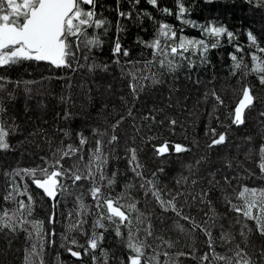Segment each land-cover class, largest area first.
<instances>
[{"label":"trees","instance_id":"1","mask_svg":"<svg viewBox=\"0 0 264 264\" xmlns=\"http://www.w3.org/2000/svg\"><path fill=\"white\" fill-rule=\"evenodd\" d=\"M181 2L190 9V12L185 14L184 19L194 21L198 25L223 24L230 31L236 33V39L229 42L226 37L220 38L219 46L209 49L207 53L208 63L206 64L199 62L198 55L185 53V56H191V59L196 63L195 67L189 68L187 60H179L178 67L172 72L160 69L158 65H153L152 70L158 71L160 82L153 83L151 80H141L140 84L143 87L136 95H133L129 88L131 83L129 71L133 70V64H135L136 69H141L145 61L153 59L152 49L145 47L139 41L150 42L155 37L161 23L172 26L173 30L177 32V39L181 35L188 38H202L198 27L182 23L177 18V9ZM163 8L170 9L172 14L163 13L161 11ZM117 9L131 13V18L120 17ZM96 11L99 16L107 21V24L100 29L89 28L88 33L90 36L98 37L101 44L92 48L90 52L82 47L77 53L78 63L74 62L73 64L75 70L73 68L43 66L29 61L0 68V75L13 82L7 85L13 96L15 92H19V89L20 91L25 90L23 81H32L33 83L27 85L30 90L27 92H32L30 97L47 100L44 110L40 111V117L37 116L36 118L33 115L31 117V113H22L20 110L14 112L16 117L13 116L9 108L12 100H4L8 109L4 119L11 120L12 125L16 128L14 130L19 133V138L13 137V132L9 131L8 141L11 147L7 151H0V155H3V158H0L5 160H0V186L2 187L0 209H14L16 207L14 201L5 202L3 199L12 179V177L5 175L6 172L10 173L14 169L43 166L45 161L42 158L51 159L52 152L62 144L78 146V134L80 133L87 138L88 143L83 146L81 153L84 160H75V164L84 170L91 150L95 147V141L103 139L95 133H102L103 131L106 140L103 150L108 158L104 171L109 177L113 173L116 176L115 183L111 187H107V181L99 182L105 185L101 189L102 193H111L113 197L119 198L120 203L124 205L136 204V211L130 213V219L133 229L139 227L138 237L140 239L145 238L144 228L148 223H151L153 235L147 237V244L151 246L146 248L147 255H152L154 251H167L169 253L168 264H226L225 261L214 258L215 255H220L234 257L233 264H235V252L238 251L237 245H239V248L247 253L252 264H264V258L259 255L264 251V236L257 231L255 221L245 219L242 215L231 210L230 205L223 207L217 189L201 186L202 177L185 178L179 176L175 179L176 181L174 179L173 181L169 175L170 171H166L168 167L160 166L162 161L187 157L194 148L199 146V140H202L200 149L202 148V151L208 155L207 161H210L211 158L214 160L212 157L215 155L214 153L229 149L227 145L232 139L231 129L237 128L241 131L245 129L247 125L245 123L246 113L256 105L264 109V96L261 97L260 101L256 94L259 89H264V85L260 84V74L251 70L253 67L251 54L255 52L256 55L264 58V53L256 52L254 48H251L247 39V32L252 30L260 45L264 47V7L258 4L249 5L243 3L242 0H226V2L211 5L205 4L203 0H157V7L148 4L147 0H140L138 4H134L130 0H97ZM117 39H119L122 48L128 49V57L113 55ZM237 45L244 49L243 52L237 53L238 59L242 57L244 65H247V67L238 70L233 68V61L230 58V53L236 52ZM85 56L88 58L85 59ZM117 59H119V64L116 63ZM104 65H107V70L104 69ZM90 66L92 70H89ZM144 70L148 71L147 69ZM148 74L150 75L151 72L149 71ZM116 76L121 78L117 79L119 80L120 95H124L122 101L120 96L116 94V90L112 93L113 96L104 98L93 92L91 84L89 85L87 81L89 77L95 80L108 81ZM15 82H20L19 88L15 86ZM110 83L113 84V81ZM234 83L240 84L235 89L237 93L247 86L252 89V94L255 97L254 103L245 111L244 123L240 126L231 123L230 114L233 112L236 103L234 105L232 102L224 103L226 102L224 88L233 86ZM113 89L115 88L113 87ZM212 91L221 97L222 105L218 104L215 98L210 95ZM149 93L152 95L158 93L156 96L159 97V100L155 101L154 108L150 107ZM141 97L145 99L147 97L148 100L143 101ZM57 98L61 102L60 110V106L56 107ZM204 105L207 107L205 108ZM178 108L180 109L178 110ZM171 110L175 111L178 118L171 114ZM129 111H131V115L128 114ZM183 111L190 112V114L192 112L197 113L198 120L186 119ZM149 115L155 116V121L144 119L145 116ZM121 117H123L122 120ZM118 120H120L119 126L113 131V125ZM170 120H175L176 124L171 126L168 123ZM129 126L133 133L131 136L122 137L121 140L120 132ZM213 128L216 129L217 133L227 132L226 142L209 149L207 144L211 139L210 129ZM244 133L253 134L250 131ZM113 134L118 139L113 144H108L107 141ZM14 139L17 141L15 142ZM247 141L250 143L249 140ZM165 142L169 144V152L163 156L157 155L156 148ZM120 143L124 144L127 152H120ZM177 143L187 147L190 151L176 153L172 146ZM261 145L258 144L250 149L253 152L251 163L254 171L253 174H250L251 179L257 184L261 182V177L264 178V172H261L259 167ZM130 148L136 149L137 162L141 165L137 171L142 173V176H137L132 171L135 165L129 164L131 153L128 149ZM25 153L32 157V163L29 167L8 164L10 157ZM217 156L221 158L225 155L219 154ZM241 156L243 154L239 152L235 157L234 164L245 163L248 167L249 159L244 160ZM74 157L76 156L71 158ZM151 159L158 162V165L146 173L144 168L147 165L143 162ZM65 161L67 162L68 158H65L62 163L64 164ZM3 162L4 166L1 165ZM72 165L74 163L69 167ZM64 166L69 168L65 164ZM15 179L17 183L27 182L28 191L33 199L50 206L49 211L52 210L56 213V222L53 228L56 234L52 236L55 240L49 246L47 240L51 237L45 236L46 242L43 253V257L45 255V258H50L51 264H58L61 245H67L64 239L65 235H69L70 238L72 236L80 245H86L94 230L97 234H103V240L99 242L94 253L97 256L96 264H104L105 260L107 264H127V258L131 254L126 246L128 228L121 227L122 237L116 235L115 225L107 220L103 221L105 228L93 229L98 210L89 191V181L81 180L76 185H72L70 180L65 182L69 191L82 196V201L87 206L83 215L77 216L76 213L80 211L77 199L73 204L68 205L63 200V195H60L54 202L55 207H53L39 191L34 189L27 178L25 181H21L19 177ZM149 180L152 181V184L147 183ZM214 181L218 186L219 180L214 178ZM141 184H144L145 187L141 188ZM167 185H169L168 189H166ZM244 187L239 186L235 194L238 195ZM152 191H158L165 201L176 196L175 203L182 215L190 217L196 225L201 227H194L191 221L182 219L181 216L171 210L164 211L159 201L152 195ZM168 192L169 194L166 195ZM178 193L181 195H177ZM204 193H207V196L202 201L201 197ZM17 199H23L27 203L26 196H20ZM70 213L72 215H69ZM141 214L143 215L141 216ZM25 215L27 216V212ZM138 216L144 220L143 224H137L136 218ZM48 218V216L40 215L36 209V204L33 205L31 216H27L30 221H43L45 233L52 231ZM238 219L240 221L236 223ZM76 220L86 221L82 231L78 229L68 233V226L75 223ZM245 225L246 227H244ZM25 227L29 231L32 230L30 225H25ZM202 228H207L211 233L214 253L209 248V237ZM241 230L244 231V236L240 235ZM7 232H9L7 229L0 231V264H24L26 250L31 247V244L37 242L35 235L29 240L27 232L23 230H17L15 233ZM74 232H78V234ZM224 233L231 238L230 242L221 238ZM165 242L171 243L172 247H167ZM78 250L82 252L80 260H75L69 253H65L67 255H65L64 261L67 264H93L91 251L89 254L83 255V249ZM180 253H184V255H180ZM206 253L209 255V259L202 261L201 257ZM111 254L114 255L113 258ZM160 259L163 262L166 258L161 256Z\"/></svg>","mask_w":264,"mask_h":264},{"label":"snow or ice","instance_id":"2","mask_svg":"<svg viewBox=\"0 0 264 264\" xmlns=\"http://www.w3.org/2000/svg\"><path fill=\"white\" fill-rule=\"evenodd\" d=\"M134 4H138L140 0H130ZM205 4H216L226 2V0H203ZM243 3L253 5L258 4L264 7V0H242ZM147 3L153 7H157V0H147ZM87 6V7H85ZM97 0H0V68H5L12 65H18L24 61H36V62H48L50 65L56 68H73L74 62L78 63L77 53L81 48H86L89 52L94 47H98L101 41L96 36H90L88 33L89 28L100 29L104 28L107 21L99 16L97 11ZM118 14L122 18H131V13L119 11ZM161 11L165 14L171 15L172 12L168 8H163ZM190 12V9L186 8L184 4L179 3L177 9V18L182 23L190 24L192 27H198L202 34V38H188L181 35L177 39V32L173 30L172 26L161 23L155 37L150 42L139 41L143 43L145 47L152 49V60L145 61L143 68L136 69L133 64V70H130L128 75L131 77V83L129 88L133 95H136L143 85L140 84L141 80H151L153 83H159L158 71H153V65H158L160 69H165L168 72L175 71L178 67L179 60H187L188 67L193 68L196 63L191 59V56H185V53H191V55H198L199 62L202 64L208 63L207 53L209 49H214L219 46L220 38L226 37L229 42L236 39V33L230 31L226 26L219 23H210L205 25H198L194 21L184 19L186 13ZM147 15V13H145ZM119 29V26H118ZM204 37L208 38L205 39ZM247 39L250 42V47L254 48L256 52L264 53V47H262L254 35L252 30L247 32ZM244 49L237 45L236 52L230 53V58L233 61L234 69H241L247 67L244 65L243 58H239L237 53L243 52ZM114 56H129L128 49L122 48L119 39L116 40L113 49ZM88 57L85 56V59ZM251 60L253 62L252 71L259 75V81L261 85H264V58L251 54ZM119 64V59L116 60ZM129 63H132L129 61ZM104 69L107 70V65H104ZM147 69L148 71H145ZM73 70H75L73 68ZM91 69V66L89 68ZM151 72L149 75L148 72ZM13 83L6 79L5 76L0 75V151H7L11 145L8 141L9 131L11 125L4 119L7 115V106L4 103L5 99H14L13 93L8 89L7 85ZM25 85V91H30L27 85L33 83L32 81H23ZM15 86L19 88L20 82H15ZM215 98L216 102L220 105L223 104L221 97L215 92L210 93ZM255 97L252 94L250 87H244L242 91V98L238 105L235 107L231 115V123L236 126H240L244 123V111L254 103ZM131 115V111L128 113ZM264 116V113H261ZM121 120L123 117L120 118ZM144 119L155 121L156 117L149 115ZM120 120L113 125V131L119 126ZM163 123V121H161ZM168 123L171 126L176 124L175 120H170ZM97 136L102 137L104 134L100 132L95 133ZM208 135V133H206ZM211 139L207 144L209 149L215 148L226 142L227 132L217 133L216 129H210ZM79 145L73 144L61 145L57 147L51 155V159H44L43 166L35 168L14 169L12 172H6V176L12 177L8 184L7 194L3 197L5 202L14 201L16 207L14 209L3 208L0 209V231L7 229L11 233H15L17 230H23L27 232L29 240L35 235L37 242L31 244V247L26 250L24 256V264H44L43 253L45 246V236H55V231L48 233L44 232L43 221H30L27 216H31L33 205L35 201L33 196L28 191V184L16 182V177H19L21 181H30L37 189L41 190L43 195L52 201H57L58 196L63 195L69 191L65 181L70 180L72 185H76L78 181L87 180L90 182V194L95 201V206L98 210L97 219L93 225V229L105 228L104 220L109 221L115 225V233L117 236L122 237L121 227L128 228L127 233V248L130 250V255L127 258V264H168L167 257L169 253L153 252L152 255L146 254V248L151 246L147 244V237L153 235L151 231V223H148L144 228L146 236L144 239L138 237L140 231L139 227L133 229L132 220L130 219V213L136 211V204H121L120 199L113 197L111 193H102V187L105 185L99 183L107 181V187H111L115 183L116 174L113 173L111 177L107 176L104 171V166L108 162L107 156L104 154L102 139L95 141V147L91 150V155L88 157L87 163L84 165V170H81L78 164L72 165V167L65 168L62 163L65 158L71 159L73 156H79L80 160H84V156L81 154L83 146L88 143L87 138L82 133L78 134ZM118 137L113 134L107 141L108 144L116 142ZM51 144V141H49ZM176 153L190 151L187 147L181 144H174L172 146ZM128 151L131 153L129 159L130 165H135L132 171L137 176H142V173L137 169L141 167L137 162L136 149L130 148ZM169 152V144L163 143L156 148V154L163 156ZM259 152L261 154V163L259 164L261 172H264V145L260 146ZM199 163V161H197ZM155 175V174H153ZM228 181V177L224 178ZM148 184H152V181H147ZM195 183V181H193ZM141 188L145 187L144 184L140 185ZM152 195L159 201L161 208L164 211H173L178 216H181L184 220H189L193 223L194 227H201L196 225L194 221L188 216L182 215L180 209L177 208L175 200L176 196L165 201L161 198L158 191H152ZM181 195V194H177ZM20 196L27 197V203L23 199H17ZM207 196L204 193L201 197ZM80 211L76 213L77 216L83 215L87 206L82 201V196L76 197ZM237 200H242L241 205L234 204L231 200L227 203L230 205L231 210L242 215L247 220L255 221L257 231L260 235L264 236V189L248 188L244 187L237 195ZM210 203V201H209ZM55 207V203L53 204ZM255 210V212H254ZM27 212V216L25 215ZM69 215H72L71 213ZM143 214H141L142 216ZM141 216L136 218L138 225L143 224L144 220ZM56 222V213L52 212L48 218L49 224ZM86 221L76 220L75 223H71L68 226V233L75 230H81L83 224ZM239 223V220L237 221ZM25 225L31 226V231L25 227ZM246 227V225L244 226ZM183 230V229H181ZM205 234L209 237V248H212L211 233L207 228H202ZM86 234V233H85ZM241 236H244V231L241 230ZM226 242H230L228 235L221 237ZM67 242L66 251L70 256L81 259L82 252L78 249H83V255L93 253V264H96L97 256L94 254L99 246V242L103 240V234H97L93 231L91 237L87 240L86 245L78 244L77 240L70 238L69 235L64 236ZM48 244L54 243L51 239L47 240ZM167 247H172L171 243L165 242ZM235 252V264H252L251 259L247 256V253L243 249L239 248ZM184 255V253H180ZM261 258H264V251L260 254ZM163 256L166 259L161 261L160 257ZM217 260L225 261L226 264H233L234 257H225L215 255ZM209 255L206 253L201 257L202 261H207ZM107 264V261H104Z\"/></svg>","mask_w":264,"mask_h":264},{"label":"rangeland","instance_id":"3","mask_svg":"<svg viewBox=\"0 0 264 264\" xmlns=\"http://www.w3.org/2000/svg\"><path fill=\"white\" fill-rule=\"evenodd\" d=\"M113 77L110 80H103L100 81V79L95 80L94 78L89 77L87 79L88 84H91V88L92 91L95 93H98L100 96H103L104 98L109 97L110 95H114L112 93H114V91L116 90L121 101L124 99V95H120V90L118 89L119 86V80L121 78ZM110 81H113V84L110 83ZM115 83V84H114ZM235 84V85H234ZM233 86L230 87H225V98H226V104L228 103H233L232 105H234L238 99L240 98V95L243 91V89L237 93V91L235 90L236 87L238 85H240L239 83H234ZM113 85V86H112ZM113 87L115 89H113ZM18 91V90H17ZM30 93L32 92H27L25 90H21L19 89V92H15L14 95V99H12V102L9 104L10 105V112L13 116L16 117V115L14 114V112L16 110H20V112L25 113V112H29L31 113V117L32 115L36 118L37 116L40 117V111L44 110V105L46 103V101L44 100V98H32L30 97ZM158 94V93H157ZM152 95L151 93H149V100H150V107H153L156 105L155 101L159 100V97H157L156 95ZM258 96V100L260 99L261 101V97L264 96V89H259V92L256 93ZM141 100L145 101L148 100L147 97L146 99L144 97H141ZM56 107H59V110L61 109V102L60 99L57 98L56 100ZM208 104V103H207ZM204 107L206 108L207 105H204ZM180 108H178L179 110ZM177 110V111H178ZM210 110V109H208ZM171 114L175 115V111L171 110L170 111ZM184 117L186 119H191V120H198V116L197 113H191L187 112V111H183L182 112ZM261 113H264V109L260 108L259 105H256L254 108H252L249 112L246 113L245 115V123H247L246 127L244 130H239L237 128H232L231 131V135H232V139L229 141V144L227 146H229L228 150H225L224 152H231L234 153L233 155L231 153H224V152H219V153H214L215 155H213L212 157H214V160L211 158L210 161H207L208 159V155H206V153L204 151H202L201 144H202V140H199V146L194 148V150L192 152H190L189 155H187V157L183 158V159H178V158H174V159H169L168 161H162V167H168V170L166 171H170L169 175L170 178H172V180L177 179L179 176H184L185 178H189V177H195L199 178L202 177L203 179H201V186H203L204 188H212V189H217L218 192V196L220 198V200L223 203V207L227 206L229 207L227 201L231 200L234 204L237 205H241L243 203L242 200H237L236 197L237 195L235 194L236 191H238V187L239 186H245L248 188H256V189H264V187H262V185L264 184V178L261 177V182L259 184L255 183L251 176V174L254 173V171L252 170L253 164L251 163V161H253V156L252 153L250 151V149H252L254 146H257L258 144H262L264 143V116L261 115ZM9 113V115H11ZM27 115V114H26ZM177 116V115H175ZM178 118V116H177ZM8 124L11 125L10 128V132H13V137H15L16 139L19 138V133L18 131L16 132V128H14V126L12 125L11 120L8 121ZM195 125V123H194ZM197 126V125H196ZM245 131H250L253 132L252 135H248L245 134ZM257 132V133H255ZM103 133V131H102ZM131 133H133L130 130V126L129 128H126L125 130L123 129L120 132V139L122 140V137H127V135L131 136ZM254 133L256 134L254 136ZM102 139L104 141V143L106 142L105 140V134L102 136ZM205 138V136H204ZM203 138V139H204ZM15 140V139H14ZM205 140V139H204ZM250 141V143H248V141ZM17 140H15L16 142ZM124 143V142H123ZM238 143V145L236 146V144ZM120 143V152L126 151V148L124 146V144ZM241 152L243 154V156H241L242 158H244V160H248L249 159V164L248 167H246V164H242V163H236L234 164V160L235 157L238 155V153ZM251 152V153H250ZM237 153V154H236ZM143 154V153H141ZM219 154H224V157L218 158L217 155ZM222 156V155H221ZM247 156V157H246ZM1 158H3V155H0ZM8 157V156H7ZM78 156L68 159V161L64 162V164L66 166H71L72 163H76L75 160H78L79 158H77ZM251 157V158H250ZM5 161L4 159H1ZM231 159V161H229V159ZM197 161H199V163H197ZM7 162V161H6ZM170 162H172L173 164H171ZM32 163V157L31 156H27V153H25L24 155L22 154H16L13 157H10V159L8 160V164L9 165H26L27 167H29ZM251 163V164H250ZM143 164H146V168H144L145 172L148 173L151 171V169H155L156 166L158 165V162H154L151 160L145 161L143 162ZM241 164V165H239ZM2 166H4V162L1 164ZM241 167H243V170H241ZM170 169V170H169ZM251 173V174H250ZM245 174V175H244ZM247 174V175H246ZM225 177H228V181H225ZM214 178H216V180L218 182V186L215 183V181L213 182ZM173 180V181H174ZM67 181V180H66ZM65 181V182H66ZM176 181V180H175ZM169 185H167L166 189H168ZM196 187V184H195ZM200 187V184H199ZM217 187V188H216ZM1 186H0V193H1ZM169 194L166 193V195ZM78 196L77 193H74L73 191H68L66 193L63 194V200H65V203L68 205H71L75 202L76 197ZM35 204H36V209L39 211L41 216H48L53 212L50 210V206L46 205L45 203H41V201L39 202V200L34 199ZM34 204V205H35ZM139 212V211H138ZM140 214V213H139ZM240 221V219H238ZM237 220V221H238ZM236 221V220H235ZM236 221V223H237ZM49 226H51L50 230L53 231L54 228V224H49ZM87 227V226H85ZM10 233V232H7ZM76 234H78V232H74ZM225 235V233H224ZM53 237L49 238L52 241L55 240ZM71 238H73L71 236ZM48 239V240H49ZM52 244V243H51ZM51 244H49V246H51ZM65 253H68L66 251V245L63 244L61 245V252H60V258L57 260L58 264H67L64 261L65 258ZM110 255V254H109ZM112 255V254H111ZM112 258L114 257V255L111 256ZM44 260V264H51L52 262L50 261V258H45V255L43 257Z\"/></svg>","mask_w":264,"mask_h":264},{"label":"water","instance_id":"4","mask_svg":"<svg viewBox=\"0 0 264 264\" xmlns=\"http://www.w3.org/2000/svg\"><path fill=\"white\" fill-rule=\"evenodd\" d=\"M42 62H44V61H42ZM45 63H48V62H45ZM241 98H242V94L240 95V98L238 99V101H237L236 104L234 105L233 111H234L235 107L238 105V103H239V101H240ZM247 109H248V108H247ZM247 109H245V111H246ZM245 111H244V113H245ZM32 185H33V184H32ZM33 187H34V189H36L37 191H39V192L43 195V193H42L41 190L37 189L34 185H33ZM43 197H44V198H45V199H46L51 205L54 204V201L50 200L49 198H47V197L44 196V195H43ZM73 258H74V257H73ZM74 259H76V258H74ZM76 260H78V259H76Z\"/></svg>","mask_w":264,"mask_h":264},{"label":"flooded vegetation","instance_id":"5","mask_svg":"<svg viewBox=\"0 0 264 264\" xmlns=\"http://www.w3.org/2000/svg\"><path fill=\"white\" fill-rule=\"evenodd\" d=\"M29 62H33V63H36V64H41V65H43V66H52V65H50L49 63H45V62H36V61H29ZM51 206H53V205H51ZM72 257V256H71ZM73 258V257H72ZM76 260V259H75ZM80 260V259H79Z\"/></svg>","mask_w":264,"mask_h":264}]
</instances>
